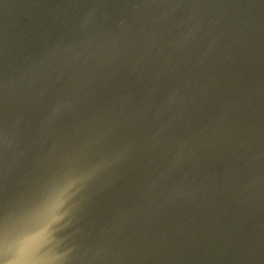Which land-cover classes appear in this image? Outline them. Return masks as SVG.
<instances>
[{"label": "water", "instance_id": "1", "mask_svg": "<svg viewBox=\"0 0 264 264\" xmlns=\"http://www.w3.org/2000/svg\"><path fill=\"white\" fill-rule=\"evenodd\" d=\"M69 183L33 258L264 264V0H0L6 243Z\"/></svg>", "mask_w": 264, "mask_h": 264}, {"label": "clouds", "instance_id": "2", "mask_svg": "<svg viewBox=\"0 0 264 264\" xmlns=\"http://www.w3.org/2000/svg\"><path fill=\"white\" fill-rule=\"evenodd\" d=\"M72 187L69 183L54 194L45 209L38 213L31 227L14 239L9 245L6 235H0V264H58L57 258H33V245L49 242L53 234V225L61 219L60 209ZM6 253V255H4Z\"/></svg>", "mask_w": 264, "mask_h": 264}]
</instances>
